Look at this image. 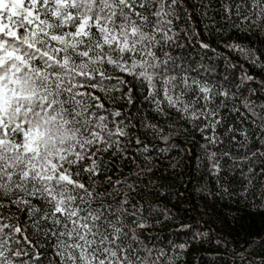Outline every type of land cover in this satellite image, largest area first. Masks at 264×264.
Returning a JSON list of instances; mask_svg holds the SVG:
<instances>
[{"label":"snow or ice","instance_id":"obj_1","mask_svg":"<svg viewBox=\"0 0 264 264\" xmlns=\"http://www.w3.org/2000/svg\"><path fill=\"white\" fill-rule=\"evenodd\" d=\"M189 45L225 77L186 67ZM189 130L205 203L264 212V0H0V264H181L204 242L200 264H264V236L229 251L235 219L158 203Z\"/></svg>","mask_w":264,"mask_h":264},{"label":"trees","instance_id":"obj_2","mask_svg":"<svg viewBox=\"0 0 264 264\" xmlns=\"http://www.w3.org/2000/svg\"><path fill=\"white\" fill-rule=\"evenodd\" d=\"M194 19L197 27H200L199 18L197 17ZM200 30L202 31L203 29L200 28ZM213 46L215 47V44ZM175 51L176 54H179L181 52L180 49H176ZM183 54L186 67L199 70L202 74L208 75L210 78L215 79L217 82L225 77L226 71L224 61L214 56L211 52H204L195 45H189L183 50ZM201 65L203 66V68H201ZM209 65H211V68H209ZM205 70L207 71L205 72ZM238 77L239 73L237 72L235 76L231 77V79H238ZM136 95H140L139 91L136 93ZM133 111H135V109H133ZM193 136L195 137V142H193L191 139ZM201 142L203 141L199 133H193L191 130H189L186 135H183L176 140V143L180 145L191 144L190 149L186 148V150H190L191 152V162L185 169V172L188 173V175L184 177L183 181H180L179 174L177 175L176 179L167 177L166 174L163 177L153 176V180L159 179L161 183L168 184L169 187L175 192V195H169L166 200L161 199L158 201V203L167 205V207L172 208L173 205L176 204L177 199L180 197L191 200L198 208H202L201 211H198L194 215L192 213L186 214L185 218L187 222L191 224L194 229L198 226L202 228L204 224L210 223L208 219L209 217L226 218L229 224H232L233 219H235V228L230 232L227 229L224 230V235L229 241V251H231L232 247H235L237 250L247 248L246 241L253 238L258 239L260 236H264V212H261L259 209H252L251 207L239 201L231 202L228 200L217 199L215 202H213L211 199H208L205 203L204 199L202 198V194L198 193L196 190L197 182L201 180V177L206 172V169H198L197 167L196 157L199 154V148L197 145ZM153 143L159 144L158 141H154ZM160 146L163 147V145ZM163 171V168H161V172ZM209 183L210 186L214 189L215 182L209 181ZM149 187L152 186L149 185ZM159 191L163 192L165 190L160 189ZM189 216H192L193 218L187 219V217ZM197 220L200 221L199 224H197ZM174 227L178 228L179 225L169 224L166 228H157L152 229L151 231L153 234H161L158 243L161 246H167L169 239H172V237L168 235L169 230L173 229ZM186 238L187 237L184 235H181L179 237L180 240ZM211 251L219 250L215 248V244H213L211 249H209V245L207 242H204L203 247L194 244L191 250L186 254L187 261H181V264H200L201 259H207L208 254ZM197 253L200 255L198 256ZM248 254L253 255L252 253ZM225 258L227 257L221 254V259Z\"/></svg>","mask_w":264,"mask_h":264}]
</instances>
